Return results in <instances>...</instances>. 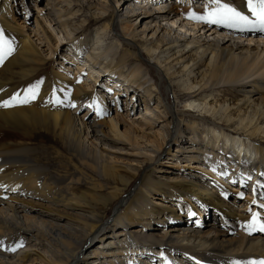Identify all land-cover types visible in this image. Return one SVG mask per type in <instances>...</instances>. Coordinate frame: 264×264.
I'll return each instance as SVG.
<instances>
[{
	"label": "bare ground",
	"instance_id": "bare-ground-1",
	"mask_svg": "<svg viewBox=\"0 0 264 264\" xmlns=\"http://www.w3.org/2000/svg\"><path fill=\"white\" fill-rule=\"evenodd\" d=\"M195 2L187 0L182 6L176 0H47L39 8L46 13L40 19L57 29L55 46L76 35L66 46L78 55V62L74 74L53 77L55 96L63 104H49L51 86L45 80L35 100L0 107V264L264 260V236L253 233L258 224L249 227L253 212L264 216L259 207L264 204V32L188 18L189 12L204 14L215 7L211 0ZM221 3L251 18L247 0ZM78 12L84 16L80 20ZM0 20L18 36L5 69L24 77L33 72L32 65L45 63L30 33L11 28L16 19L10 0H0ZM91 20L97 27L84 33ZM110 30L116 35L108 37ZM63 56L70 63L72 57ZM85 69L95 74L90 80L97 85L102 77L110 85L97 88L94 82H81L77 71ZM1 86L5 88L2 81ZM105 88L111 89L113 107L103 94ZM168 90L183 100L186 116H178L170 105ZM226 91L228 97L222 99ZM238 92L242 94L237 98ZM193 111L198 114L193 116ZM28 115L66 130L70 141L64 149L79 164L77 169L111 174L117 182H129L143 171L107 221L81 207L82 199L70 192L82 181L77 172L51 173L49 158L43 147L32 145V135L6 129ZM207 115L220 126L211 125L214 121ZM204 119L209 124L201 122ZM225 150L223 158L220 152ZM162 153L182 173L184 167L196 171L183 176L175 173L179 169H161ZM145 170L162 173L156 176L171 180L181 192L154 188ZM207 177L220 188L210 186ZM233 181L236 186L229 193L224 186ZM243 192L247 195H239ZM117 194L115 187L111 197ZM154 195L157 203L150 205ZM257 198L250 211L248 204ZM207 204L216 217L206 213ZM259 223L264 221L259 218ZM94 240L98 243L86 250ZM13 247L15 251L7 250Z\"/></svg>",
	"mask_w": 264,
	"mask_h": 264
},
{
	"label": "rangeland",
	"instance_id": "rangeland-1",
	"mask_svg": "<svg viewBox=\"0 0 264 264\" xmlns=\"http://www.w3.org/2000/svg\"><path fill=\"white\" fill-rule=\"evenodd\" d=\"M115 2V0H113ZM177 2L181 1L182 6H187V0H176ZM243 1V0H242ZM47 0H10L11 7L13 9V14L15 17L16 24L11 27L14 30H17L18 32H21L23 30L24 34L30 33L31 37L35 40L37 45L39 46L40 49V54L41 57H45L46 61L45 63H36L34 66L32 65V70L33 72L29 73L26 76H20L16 75L13 70L10 69H5L6 67L4 66V62L10 57L7 56L6 59H4L3 63L0 64V81H2V85H5V88L0 89L1 92H5L4 95H1L0 97L5 100L11 97L14 93H21L23 95L24 90L27 89L30 85H36V83L39 81L41 83L45 82V80L49 81V85L51 86L50 88V94L51 98L50 101L53 98V91L55 90V85H54V78L57 77V73H65L68 77L70 74H74L76 72V63L78 62V55L73 53L71 50H67L68 46H66L68 40L74 39L76 36H72L69 39L66 40V44H62L61 47L56 43L57 46H55V39L56 37V28H53L54 26H49L48 24L44 23L40 18L46 16L45 10L39 11V8L43 9L44 6L46 5ZM201 0H197L195 2L196 4L201 5L203 2ZM244 3L246 4V0H244ZM115 4V3H113ZM203 5V4H202ZM209 6V5H208ZM83 14H80L78 12V17L77 20H80ZM39 16V17H38ZM90 18V17H88ZM44 19V18H43ZM97 25L94 23L93 20L89 22L88 25H86L83 28V32L85 33L88 30L95 29ZM0 31L3 32L4 38L11 43L12 49H14L17 41H18V36L16 33L12 32L10 28L5 27V23L0 20ZM77 34L79 33L78 31L76 32ZM115 36L114 32L110 30L108 37L110 36ZM110 40V39H109ZM124 41V40H122ZM64 42V41H63ZM108 44V40L106 41ZM14 51V50H13ZM12 51V52H13ZM43 54V55H42ZM12 55V54H11ZM63 55L65 56H71L72 60L66 61L63 59ZM74 60V61H73ZM67 63V64H66ZM67 67V68H66ZM12 69V68H11ZM58 71V72H57ZM78 76H76L81 82L85 81L84 83H92L94 82V86L97 88L102 87V85L107 87L110 85V82L108 79L102 77L101 80L99 81L97 85V81H91L90 78H93L95 74L93 72H90L88 70H83L81 72H78ZM155 82L157 83L156 86H159V78L154 74ZM89 79V80H88ZM53 81V82H51ZM91 81V82H90ZM174 85V82L172 83ZM107 85V86H106ZM167 85V82L165 81V87ZM47 87V85H45ZM163 87V86H162ZM161 87V88H162ZM2 88V86L0 87ZM103 88V87H102ZM164 88V87H163ZM162 88V89H163ZM165 89V88H164ZM177 90H180V88L177 87ZM169 92V97L168 101L171 106H174V109H176L177 115L178 116H186V110L184 109V102L180 98L179 100L175 99V93L172 94L170 90ZM229 91L225 92V95L223 96L222 99H224L227 96V93ZM223 93V92H222ZM256 93V92H255ZM103 94L107 97V103L111 107L114 106V98H112V92L110 88H105L103 91ZM164 94V92H163ZM242 93L238 92L237 98L241 96ZM258 94L253 93V97H257ZM109 97V98H108ZM123 98V97H120ZM128 98V97H127ZM126 99V97H125ZM49 101V104H50ZM106 102V101H105ZM122 103V102H121ZM85 108H81L79 110V113H83ZM133 113H135L133 111ZM194 116V114H198V112H191ZM93 114V113H92ZM207 118L213 120L214 122L211 125H219L221 124L220 121L214 120L213 116L207 115ZM21 120H15L12 124H9V126H6V129L11 131V132H17V133H26L30 134L33 136L32 139V145L37 146V147H43L44 152L49 158V167L51 168V173L57 175V176H63L68 173L72 172H77V176L82 180L78 184H73L70 187V192L75 196L77 200L80 198L82 199V202H78V204L83 207H88L93 213L102 216L103 220L107 221V218L110 216L111 213H113V207L114 205L121 199H123L126 194L134 187V185L139 181L140 175L142 174L143 171L140 170L138 175H134L133 181L129 182H117L116 178L112 176L111 174H103V173H98L96 171H92L89 169H86L85 167H79L77 169V165H79L74 158L69 157V153L65 151L64 147H66L70 141L68 138V135L66 133V130L61 129L58 130L59 127H53L51 126L48 122H38V120H33L29 115L26 117L20 118ZM201 122L209 124L207 119L202 120ZM106 130V127H103ZM43 141V142H42ZM174 145H171L170 149L171 152H174ZM222 157L226 156V150L223 152H220ZM166 154L162 153L160 157L158 158L159 166L161 165V169L164 170H174V169H179L176 170L175 173L181 174L182 170L180 171V167H178V164H175L174 161L171 160L170 157L165 156ZM58 156V157H57ZM169 165V166H166ZM171 165V166H170ZM183 173H193L196 171L191 168H183ZM157 170H152V171H147L145 170L144 172V177L150 178L154 181L151 182V185L154 188L161 189L164 191H173V192H181L180 189L177 187L178 185H172L171 180H166L164 178H158L157 176L163 175L162 173L156 174ZM169 172V171H168ZM167 172V173H168ZM182 175L184 176L185 174ZM102 174V175H100ZM170 174V172H169ZM157 175V176H156ZM173 175V173H172ZM221 176V175H219ZM208 178V177H207ZM224 180V179H223ZM210 186H216L219 187V184L215 183V181H212V178H208L205 180ZM226 181V180H225ZM234 181L232 183H226L224 186L229 193L230 189L232 188L231 186H236L234 185ZM117 187V195L114 197H111V194L113 193V190ZM220 188V187H219ZM247 195L246 192H243V196ZM155 196V195H154ZM150 198L148 200V203L150 205H155L156 202V196ZM183 196V195H179ZM256 200V199H255ZM155 201V203L153 202ZM239 202H243V198L241 197L238 199ZM257 202L259 201L258 198L256 200ZM206 200L204 201V203ZM159 206V205H157ZM198 206V205H197ZM201 208V206L199 205ZM248 207L252 209L253 207H256L250 202L248 204ZM38 209V207H36ZM202 209V208H201ZM204 209L206 213L216 217V213L212 209V206L210 204H207L204 206ZM247 210H245L246 212ZM244 212V211H243ZM219 221L222 219L220 216H218ZM183 218V216H181ZM260 218L264 221V216L260 214ZM258 232H253L257 233L258 235H263L264 232L260 231L257 228ZM104 239L103 241H105ZM98 243V240L92 241L90 244H88V248L86 250H90L94 248V245ZM84 250V251H86ZM151 257H155L152 255ZM157 264V262H155Z\"/></svg>",
	"mask_w": 264,
	"mask_h": 264
},
{
	"label": "snow or ice",
	"instance_id": "snow-or-ice-1",
	"mask_svg": "<svg viewBox=\"0 0 264 264\" xmlns=\"http://www.w3.org/2000/svg\"><path fill=\"white\" fill-rule=\"evenodd\" d=\"M247 2L248 8L251 12V18L226 3L222 4L221 0H211V3L215 5L211 11H207L204 14L189 12L187 16L191 19L201 20L209 24L223 25L228 28L239 29L241 31L246 29H259L261 32H264V0H247ZM12 51L13 49L11 43L4 38L3 32L0 31V64L3 63L7 56L11 55ZM40 83L41 82L38 81L36 85H30L24 90L23 95L17 92L8 99L0 100V107H13L19 104H27L32 100H35L38 95ZM65 99H68L67 95L65 96ZM50 102L55 104L64 103L63 100H60L55 96V90L53 91V98ZM71 106L75 107L74 104ZM239 195L243 196V193H240ZM252 203L256 204L257 201L253 200ZM259 207L264 208V204H260ZM249 210L251 211V209ZM190 215H195V213H190ZM259 218L260 213L253 212L249 227L255 228L258 224L259 230L264 232V223H259ZM2 243L3 242L0 241V244ZM19 246L22 245H17V247ZM7 250L15 251L16 248H8ZM247 264H264V260L249 261Z\"/></svg>",
	"mask_w": 264,
	"mask_h": 264
}]
</instances>
